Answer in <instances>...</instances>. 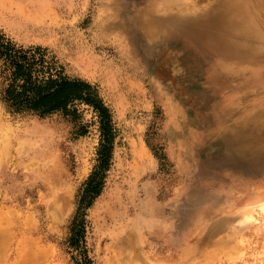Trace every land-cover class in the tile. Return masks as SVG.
I'll return each instance as SVG.
<instances>
[{"label":"rangeland","instance_id":"rangeland-1","mask_svg":"<svg viewBox=\"0 0 264 264\" xmlns=\"http://www.w3.org/2000/svg\"><path fill=\"white\" fill-rule=\"evenodd\" d=\"M153 1L0 0V35L89 84L114 134L100 193L80 207L98 112L80 100L75 113L17 112L0 70V264H264V60L213 58L190 75L166 48L178 5L160 39L132 25ZM246 139L250 154L236 156Z\"/></svg>","mask_w":264,"mask_h":264},{"label":"bare ground","instance_id":"bare-ground-1","mask_svg":"<svg viewBox=\"0 0 264 264\" xmlns=\"http://www.w3.org/2000/svg\"><path fill=\"white\" fill-rule=\"evenodd\" d=\"M154 1L148 6L146 13H142L136 17L135 20L131 21V23L136 28L139 27L144 31V37H150L155 41V39H160L159 34L163 31L162 29L165 28L166 25H170L169 20L174 18L173 16L177 11H175L176 7L173 8V5H178L179 10L183 11V15L177 22V31L166 39V48L174 51V53L178 55L182 65L189 67L190 75L197 76L200 74V70L203 69L202 66L213 58H218L227 62H242L247 64H256L264 60V0H213L210 4L206 5V8L203 10H196L192 6V3L187 6V4L184 3L185 1H179L182 5L177 4L178 1L176 0ZM157 3L159 5H157ZM148 10L151 13H148ZM132 32L136 33L137 31L131 29L128 35ZM191 87L194 91H199L201 95L204 93L198 82ZM260 132L264 133V129ZM254 145L255 143L252 144L250 140L246 139L242 140L237 150L229 149L228 151L232 154L234 150L236 156L246 157L250 154ZM209 148L208 142L205 150ZM250 209L251 207L247 208V210ZM58 212L60 214V211ZM58 212L56 214H58ZM3 215H7L6 212ZM2 219L4 221V218ZM2 219H0V224L1 222L3 223V221H1ZM239 220H241V218ZM5 223L8 222L5 221ZM3 225H1L0 231L1 228H4ZM6 225L7 224H5V227ZM214 228L215 227H212V230H214ZM5 236L7 235L5 234ZM209 237L210 236H208V238ZM1 240H3V237L0 241ZM221 247L224 250L221 248L219 250L225 251V248L223 246ZM41 250L42 248L39 251Z\"/></svg>","mask_w":264,"mask_h":264},{"label":"trees","instance_id":"trees-1","mask_svg":"<svg viewBox=\"0 0 264 264\" xmlns=\"http://www.w3.org/2000/svg\"><path fill=\"white\" fill-rule=\"evenodd\" d=\"M1 74L5 76L6 87L3 99L17 112H33L40 115L58 111L76 112L70 106L77 100L93 106L101 119L102 140L99 149V165L96 172L86 182L79 200L80 207L90 205L100 193L102 174L110 162V146L114 134L109 110L97 99L89 84L66 77L61 70L48 60L41 48L17 46L0 35ZM104 141H106L104 143ZM73 240L80 243L84 231L83 221L75 220ZM84 264H91L86 259Z\"/></svg>","mask_w":264,"mask_h":264}]
</instances>
